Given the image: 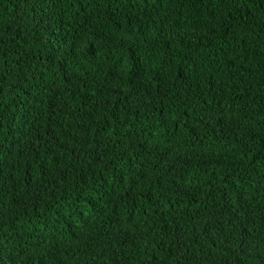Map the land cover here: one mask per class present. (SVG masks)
Wrapping results in <instances>:
<instances>
[{"label": "trees", "instance_id": "obj_1", "mask_svg": "<svg viewBox=\"0 0 264 264\" xmlns=\"http://www.w3.org/2000/svg\"><path fill=\"white\" fill-rule=\"evenodd\" d=\"M0 264H264V0H0Z\"/></svg>", "mask_w": 264, "mask_h": 264}]
</instances>
